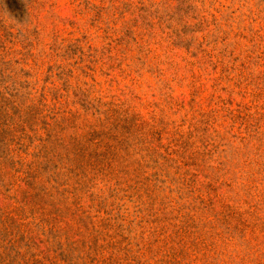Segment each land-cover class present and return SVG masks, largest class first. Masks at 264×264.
<instances>
[{
  "label": "rangeland",
  "instance_id": "374dc122",
  "mask_svg": "<svg viewBox=\"0 0 264 264\" xmlns=\"http://www.w3.org/2000/svg\"><path fill=\"white\" fill-rule=\"evenodd\" d=\"M0 264H264V0H0Z\"/></svg>",
  "mask_w": 264,
  "mask_h": 264
}]
</instances>
